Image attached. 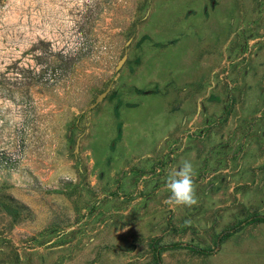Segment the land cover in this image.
<instances>
[{"label":"rangeland","instance_id":"obj_1","mask_svg":"<svg viewBox=\"0 0 264 264\" xmlns=\"http://www.w3.org/2000/svg\"><path fill=\"white\" fill-rule=\"evenodd\" d=\"M253 217L264 0H0V264H264Z\"/></svg>","mask_w":264,"mask_h":264},{"label":"clouds","instance_id":"obj_2","mask_svg":"<svg viewBox=\"0 0 264 264\" xmlns=\"http://www.w3.org/2000/svg\"><path fill=\"white\" fill-rule=\"evenodd\" d=\"M194 169L190 161L184 160L181 166L171 171L166 179L165 187L170 193L165 203L170 207H191L198 203L196 189L193 183Z\"/></svg>","mask_w":264,"mask_h":264},{"label":"trees","instance_id":"obj_3","mask_svg":"<svg viewBox=\"0 0 264 264\" xmlns=\"http://www.w3.org/2000/svg\"><path fill=\"white\" fill-rule=\"evenodd\" d=\"M252 221L264 222V217H257V218H256V217H253V218H252ZM238 229H239L238 227H234V228H232V229H230V230H228V231H225V232L222 234V236H221L219 242H221L225 237L229 236L230 234L237 232ZM175 246H176V245H173V247H172V246H165V245H164V246L156 247V248H155L156 264H157V256H158V254H159V251H164V250H166V249L175 248ZM194 251H195V252H199V253H207V252H209V250H204V249H194Z\"/></svg>","mask_w":264,"mask_h":264}]
</instances>
